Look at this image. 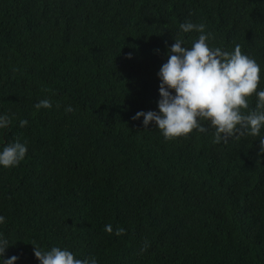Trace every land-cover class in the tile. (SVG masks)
Masks as SVG:
<instances>
[{"label":"trees","instance_id":"obj_1","mask_svg":"<svg viewBox=\"0 0 264 264\" xmlns=\"http://www.w3.org/2000/svg\"><path fill=\"white\" fill-rule=\"evenodd\" d=\"M187 21L256 60L264 89V0H0V143L28 148L0 168L4 258L39 264L35 244L98 264H264L260 137L216 143L202 121L165 140L132 118L158 111L167 48L199 35L179 30Z\"/></svg>","mask_w":264,"mask_h":264},{"label":"clouds","instance_id":"obj_2","mask_svg":"<svg viewBox=\"0 0 264 264\" xmlns=\"http://www.w3.org/2000/svg\"><path fill=\"white\" fill-rule=\"evenodd\" d=\"M179 30L183 33L196 32L198 38L190 46L183 39L175 38V42L166 50L167 60L157 76L159 78V99L157 110L137 111L132 117L140 119L145 127L154 122L165 140L187 137L193 131L205 132L202 121H207L214 128V142H227L234 136L245 133L260 137L259 152L264 153V89L260 88V65L241 51L236 45L231 51L210 44L212 34L205 31L203 23L191 21L181 23ZM182 45H185L182 47ZM255 96V109H249V97ZM34 107L50 109L49 99L39 100ZM242 109H249L247 113ZM71 105L65 112H72ZM28 120L21 119V128L28 125ZM11 118L0 113V130H7ZM243 130V131H241ZM26 143L13 140L0 143V168L16 167L26 157ZM6 218L0 215V225ZM105 232L113 233L111 224L104 226ZM117 228V236L124 233ZM9 241L0 235V264H15L17 255L4 258ZM33 253L39 264H98L92 256L87 259L77 258L67 248L52 246L42 251L35 244ZM147 242L141 251L146 250Z\"/></svg>","mask_w":264,"mask_h":264}]
</instances>
